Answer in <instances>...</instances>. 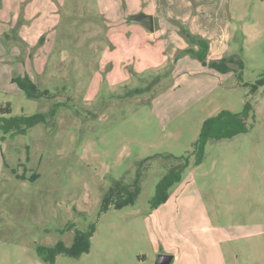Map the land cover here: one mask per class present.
<instances>
[{"label":"rangeland","instance_id":"1","mask_svg":"<svg viewBox=\"0 0 264 264\" xmlns=\"http://www.w3.org/2000/svg\"><path fill=\"white\" fill-rule=\"evenodd\" d=\"M36 2L31 21L44 34L33 50L46 36L47 43L33 80L55 97L30 98L0 71V116L48 112L55 103L58 109L24 134L0 131L7 164L0 264H47L38 246H72L92 226L89 252L58 254L55 264H155L159 254H178L172 264H264V85L252 91L264 76V0H232L226 57L243 68L234 64L227 73L204 65L191 49L171 65L153 46L150 54L133 42L128 30L111 32L117 17H129V1ZM112 47L117 58L106 55ZM246 102L248 132L209 140L195 164L204 121L224 109L240 113ZM188 155L182 180L154 208L174 156ZM150 156L156 157L144 166L135 203L102 210L109 187L133 181Z\"/></svg>","mask_w":264,"mask_h":264},{"label":"crops","instance_id":"2","mask_svg":"<svg viewBox=\"0 0 264 264\" xmlns=\"http://www.w3.org/2000/svg\"><path fill=\"white\" fill-rule=\"evenodd\" d=\"M42 1L46 2V0ZM127 1L133 6L131 8L127 6L130 12L129 17H117L115 28L113 27L111 32L118 35L119 31L128 30L127 35L133 38V42L146 44L150 54L153 46L155 53L161 54V60H169L171 65H176L183 55V50L187 49H191L193 55H197L200 45L198 42L191 41L187 35L201 37L207 41L208 60L221 59L229 55L233 25L232 0ZM37 6L36 0H0V71L3 72L6 83L7 80L14 83L13 78L23 75L24 66L25 73H28L32 79L39 76V67L45 61L43 49L47 43V36L41 50L34 51L33 48L38 44L39 36L44 34L36 21H31L34 13L37 12L35 9ZM22 12H25L23 18H21ZM139 12L153 15L154 31L148 30L140 23L130 21V16ZM141 37L144 40L140 39ZM24 44L28 49L26 53ZM106 55L117 58L118 48L113 50L112 47ZM30 59L31 66L28 64ZM22 61L23 63L25 61V64ZM5 147L4 140L0 141V181L7 165ZM174 256L175 261L180 259L178 254Z\"/></svg>","mask_w":264,"mask_h":264},{"label":"trees","instance_id":"3","mask_svg":"<svg viewBox=\"0 0 264 264\" xmlns=\"http://www.w3.org/2000/svg\"><path fill=\"white\" fill-rule=\"evenodd\" d=\"M193 41L198 42L200 49L197 56L204 65H209L220 72H229L235 70L234 64L243 68V62L233 57H223L221 59L208 60L209 45L204 38L187 35ZM241 76V75H240ZM13 82L30 98L55 97L49 89L42 90L32 77L25 73L13 78ZM264 85V76L252 85V91L255 92L259 86ZM58 103L54 104L48 112H38L32 115H15L10 117L0 116V131L5 134H24L33 126L39 123H48V119L56 115ZM252 110V104L246 102L240 113L230 110H221L215 116L207 118L202 126L199 138L194 144L193 154H195V164H200L205 157V148L209 140L230 139L234 136L246 133L249 130L248 118ZM10 112L9 105L1 108V113ZM156 156H150L140 161V165L136 171L135 178L131 182L123 180L115 181L109 189L104 193L102 200V210L110 207L121 209L125 206L135 203L137 196L141 192V181L144 174V166H146ZM172 157V156H168ZM173 158V157H172ZM176 166L171 168L158 182L156 194L152 199L154 208L166 203L170 198V189L182 180L185 169L190 164V156L175 157ZM18 178L26 179L27 176L16 175ZM38 174L34 175L36 178ZM94 226L86 232H79L75 235L72 246H66L63 242H58L53 247L38 246L37 252L47 264H55L58 254L67 256L80 257L82 253L89 252L91 246V236L93 235Z\"/></svg>","mask_w":264,"mask_h":264},{"label":"water","instance_id":"4","mask_svg":"<svg viewBox=\"0 0 264 264\" xmlns=\"http://www.w3.org/2000/svg\"><path fill=\"white\" fill-rule=\"evenodd\" d=\"M129 19L131 22L140 23L148 30L154 31V17L151 14L139 12L132 14ZM174 257L173 254H159L155 264H172Z\"/></svg>","mask_w":264,"mask_h":264}]
</instances>
